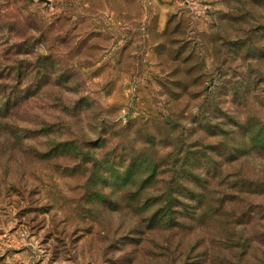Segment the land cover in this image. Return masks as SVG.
Masks as SVG:
<instances>
[{"label": "rangeland", "instance_id": "374dc122", "mask_svg": "<svg viewBox=\"0 0 264 264\" xmlns=\"http://www.w3.org/2000/svg\"><path fill=\"white\" fill-rule=\"evenodd\" d=\"M1 14L0 264H264V0Z\"/></svg>", "mask_w": 264, "mask_h": 264}, {"label": "trees", "instance_id": "16d2710c", "mask_svg": "<svg viewBox=\"0 0 264 264\" xmlns=\"http://www.w3.org/2000/svg\"><path fill=\"white\" fill-rule=\"evenodd\" d=\"M2 17L6 20V23L9 24L11 27H9V29L7 31H2L0 33L2 38L5 37V39H6L5 42H2V43L5 44V48H2L0 50V55L5 56V59H14L20 53V50H19L20 47H18L19 44L18 43L16 44L14 41H13L14 43L11 42V40L14 38L15 34L17 33V31L12 28V25H11L12 17H11L10 14H5V15L1 14V19H2ZM3 23H5V21H3ZM0 24H1V22H0ZM0 30H1V27H0ZM12 77H13V79H21V77H22L21 70H18L15 75L12 74ZM4 105L6 106L5 110L8 111L9 103L5 102ZM9 117L11 118L12 115H10ZM0 127H2V129L4 127L5 130H7V129L10 130L11 129V127H9L7 124H4V123L1 124V122H0Z\"/></svg>", "mask_w": 264, "mask_h": 264}]
</instances>
